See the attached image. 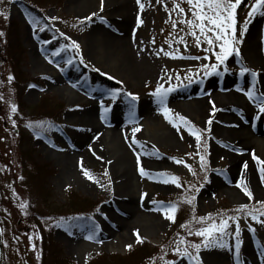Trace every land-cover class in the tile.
<instances>
[{
    "label": "rangeland",
    "instance_id": "374dc122",
    "mask_svg": "<svg viewBox=\"0 0 264 264\" xmlns=\"http://www.w3.org/2000/svg\"><path fill=\"white\" fill-rule=\"evenodd\" d=\"M179 2L187 10V5L182 0ZM122 3V0H104L101 11V0H61L57 4H34L35 11H32L17 0H0V12L8 13L7 20L0 16V31L5 33L0 37V48L8 44L9 22L14 21L18 25L21 47L18 54L20 70L15 69L19 72V78L21 74L27 80L35 79L34 83L24 87L22 91L16 89L13 85L14 79L10 84L7 81L9 75H15L11 61L7 58L0 59V94L4 96V100H0V137L3 138L0 139V228L5 230L1 239L8 242L7 247L1 244V264H43L44 239L47 238L57 243L62 256L74 264L98 262L100 257L125 256L139 245L137 233L155 248L163 247L173 236L169 241V251L175 247L179 238L175 233L178 228L176 222L165 218L159 202L167 206L174 199L183 202L185 196L194 194L196 199L193 205L183 203L184 214L187 216V212L195 207L196 216L211 213L217 217V213H227L242 203L255 204L257 200H264V183L254 187L246 181L253 192L252 200L237 187L239 180L235 182L237 175L234 178L233 172H237L239 167L236 169L233 162L239 153L226 143V134L214 130L217 115L223 110L222 105L227 102L222 97L226 89H216L218 83L231 81L234 87L248 88L246 91L254 83L257 95L260 94L256 82L264 78V15L248 18L247 13L254 0H246L238 9L237 40L240 42L236 47L239 55L233 53L226 64L221 66V74L211 76H203L200 65L214 63V56L208 61H191L172 59L163 52L159 56L155 54L163 47L164 51L179 50L185 56L204 55L202 47L206 45L195 47L193 38L186 35V25L178 24L173 29L170 22H165L169 20V14L173 20L180 19L171 11L173 0H163L162 4H156L155 0H141L145 5L144 14L140 17L143 23L137 26L136 20L134 35L143 48L147 75L138 76L130 68L134 63L126 58L118 42V31L123 26L116 17H121L122 12L119 10L114 15L112 7L117 5L120 8ZM92 13L96 15L92 16ZM89 16H92L91 21L80 23ZM50 17L57 19L51 20ZM245 19H249V23L247 31L241 36L240 29L243 28ZM132 22H129L128 28L133 26ZM256 23L261 31L256 40L260 64L254 62L246 51L248 36ZM41 27L44 31L39 30ZM180 36L187 39L188 49L176 43L170 48L165 43V40H176ZM153 39L155 43H152ZM72 41L79 44V50L69 47L59 55H53V52L64 45H70ZM69 59L72 60L71 64L66 63ZM224 67L228 71H223ZM241 67H248L259 73L255 81L251 72L241 75ZM197 72L200 75L196 76L191 85L176 87L175 91L168 94L165 106L170 112L166 118L157 98L152 95L157 85L162 84L167 88L187 84L185 77ZM176 75L180 76L179 80L175 78ZM168 77L172 79L169 80ZM111 89H120V95L115 102L107 95ZM245 92L238 96V100L231 99L230 102H254L258 106ZM127 93L137 95L138 99L132 101ZM42 97L67 107L55 124L29 117L33 115L31 108L37 106ZM19 98L21 110L18 107ZM101 99L111 109L104 119L101 118ZM12 103L17 105L15 114L10 110ZM91 111L95 115L90 118L102 129L100 134L109 131L110 126L106 121L113 114L128 128H141V131L129 138L131 148L137 150L132 160L135 166L139 157L141 166L152 173V178L141 176L139 168L134 167L133 170L131 160L129 182H125L121 172H118L123 168L120 161L111 157L114 154L119 156L118 146L114 142L110 148L105 139H100L90 150L78 148L77 139L85 134L92 123L88 120L89 116H86ZM178 115L184 116L202 131V145L204 141L208 145L207 149L203 146L200 149L201 154H207L206 172L201 169L198 156L188 155L196 152L195 137L178 120ZM9 117L16 121L15 127ZM209 119L213 123L210 131H205L209 128ZM166 135H170L172 139L162 137ZM26 138L31 141L29 147L35 149L32 154L35 161L48 164L51 170L45 186V193L48 194L46 203L41 199V191L28 184V178L21 169L20 144ZM118 143L121 147V143ZM27 145L24 143L22 146ZM252 151L256 157L264 160V141L259 150L252 146ZM172 157L184 160L196 175L184 165L176 164L170 159ZM81 165L91 173L93 180L83 174ZM159 172L178 176L183 187L162 183V178L156 176ZM205 176L207 180L204 179ZM192 185L199 190L195 193L189 191ZM13 189L15 196L12 195ZM69 192L98 204L99 211L94 215L93 221L84 224L72 223L75 217L64 212ZM123 199L129 200L128 203L134 206L132 215H127L123 208V211L116 209V205H122ZM21 201H27L29 207L39 214L31 223L24 219L25 214L18 207ZM218 219L217 217V222ZM121 221H125L126 225L109 236L105 234L104 230L113 228L114 223ZM249 225L255 228L254 232L248 230ZM240 227V261L241 264H246L247 242H251L258 254L261 255L264 251V226L252 221L250 217L241 216ZM234 228L235 225L232 224L230 231H234ZM93 233L94 239H86ZM28 236L33 237L31 242ZM187 239L195 243L201 240L195 236ZM225 242L228 248H213L201 252L204 264H236L234 237H225ZM32 243H35L36 251L32 250ZM127 245H132V248L129 250ZM261 257L264 260V256ZM165 258L177 259L173 251L169 254L167 252ZM183 264H189L187 259Z\"/></svg>",
    "mask_w": 264,
    "mask_h": 264
},
{
    "label": "snow or ice",
    "instance_id": "6c2138e0",
    "mask_svg": "<svg viewBox=\"0 0 264 264\" xmlns=\"http://www.w3.org/2000/svg\"><path fill=\"white\" fill-rule=\"evenodd\" d=\"M156 4H162L163 0H155ZM184 4L187 5V10L185 7L182 6V3L179 2V0H173V7L171 9L172 12H175L180 19L179 20H173L171 19V14H169V20H166V23H171V26L173 29L177 28L178 24L186 25L188 31L186 33L187 36H190L194 40V46L197 48H201L203 45H206V47H202V51L204 53L203 56L200 55H192V56H185L181 53H179V50L175 51H164L163 47H161L160 51L155 53L157 56L160 55V52H163L165 56L171 57L172 59H181V60H191V61H197V60H203L208 61L213 56L215 58L214 63H202L200 65V68L202 69L203 76H211V75H220L221 74V66L226 64V61L228 58L235 53L236 55H239V49L236 47V45L240 42L237 40V27H238V9L245 4V0H182ZM103 3L104 0H101V11H103ZM137 5L139 6L140 10L143 11L145 8V5L141 3V0H136ZM166 7V6H165ZM167 10V8H166ZM96 13H92V16H95ZM256 15H264V0H254V3H251L250 9L247 13L248 18H252ZM0 16H3L4 19H8V13L7 12H0ZM92 16L86 17L84 21H80L81 24H83L85 21H91ZM51 20H56L57 17H50ZM143 21L140 18V16H137V26L142 24ZM249 23V19H245L243 21V28L240 29V35L243 36L244 32L247 31V26ZM40 31H44V28L41 27L39 29ZM183 31V29H181ZM5 33L3 31H0V37H3ZM61 35H64L61 33ZM171 35V33H170ZM44 43H50V41H44ZM152 43H155V40L153 39ZM165 43L168 44V46L171 48L173 43L176 44H182L185 49L189 48V44L185 36H180L179 39L176 40H165ZM74 48L76 50H79V44H77L75 41H72L70 45H64L57 51L53 52V55H59L60 52L65 51L67 48ZM218 49V50H217ZM68 64L72 63V60H67ZM96 71H99V69H96ZM223 71H228L227 67L223 68ZM251 72V75L255 81L256 77L259 75V73L252 71L248 67H241L240 68V74L244 75L246 73ZM200 75L199 72L195 73L192 76H186L185 79L187 80V84L177 85V86H170V87H164L162 84H158L155 91L152 93L153 96H155L158 100L159 105L161 106V110L163 111L166 118L169 116L170 109H168L165 106V101L169 93L176 90V87L183 86L187 87L191 85L194 81L196 76ZM175 78L177 80L180 79L179 75H176ZM14 77L12 75H9L7 77V81L10 84ZM169 80L172 79V77H168ZM107 95L110 97V99L115 102L120 95V89H111L108 91ZM245 95L250 100H255L259 106V111L261 113H264V93H260L257 95L255 91V84L253 83V86L251 89L247 90L245 92ZM127 96L131 98L132 101H136L138 99V96L133 93H127ZM0 100H4V96L0 94ZM101 105V118H105V114L111 111L110 108L105 106L104 100L101 99L100 101ZM11 113L15 114L17 113V105L15 103H12L11 105ZM11 124L13 127L16 126V121L14 119H11L9 117ZM178 120L188 129L189 133L195 137V143H196V152L189 153V156L196 155L199 157L200 161V167L205 172L207 171V159H206V153L201 154L200 149L201 146L203 148L207 149L208 145L207 142L204 141L202 145V131L198 128H196L194 125L191 124L189 120H187L184 116L178 115ZM134 123V121H133ZM213 123L212 119L207 120V125L209 126L208 129H205V131H210V126ZM31 126V125H29ZM176 127H179V125H175ZM141 131L140 127H133L132 133L133 136L135 133ZM0 139H3L0 137ZM135 143V141H134ZM151 155V153H148ZM172 159L176 164L184 165L186 168H188L189 171L192 172V174L195 176L196 172L192 170L190 165H187L184 160L177 159L175 157L170 158ZM253 159L257 161V164L260 165L259 172L262 177H264V160H260L259 157H256L253 153ZM137 163L139 165V157L137 158ZM83 174L89 179L93 180V176L91 173L83 169ZM244 168H247V163L244 164ZM139 172L141 176H147L149 178H152V173L147 172L142 166L139 167ZM107 172H105V176H107ZM156 176L161 177V182L164 184H171L176 186L177 188L183 187V184L180 180V178L174 174L168 173V172H159L156 173ZM20 179H23L22 177ZM205 180H207V176L204 177ZM99 183V181H96ZM109 184H111V180L109 179ZM203 187V185H200ZM11 187V186H9ZM101 187H104V185H101ZM237 187L240 188L243 192V194L249 199H253V192L248 187L247 182L243 178V175L241 176V179L239 180ZM192 193L197 192L199 189L192 185L190 189H188ZM12 195L15 196L16 192L15 189L12 190ZM146 195V194H144ZM196 197L195 195H188L184 197L183 203H186L187 205H193ZM153 203H157L156 201H153ZM161 204V209L164 211L165 218L173 223L176 221V214L178 212V202H169L167 206H164L163 202H159ZM20 210L27 215V209L29 207L27 201H21L18 205ZM99 211V209H97ZM192 218L187 223H181L179 225L180 228L185 229V235H178V240L176 241L175 247L172 249L174 256L177 259H166L165 256L167 253L165 252L164 255H161L158 259L160 261V264H177V261H179V264H183V261L187 259L189 264H204L203 258L201 257L202 251H210L213 248H219V249H225L228 248V244L225 242V237L232 236L234 237L235 244H234V253H235V259L236 264H241L240 261V254H241V227H240V220L241 216L248 218L250 217L252 221H255L257 224L264 226V200H257L255 204H249V203H242L238 207L232 209V215H228L227 213H217V217H214L211 213L203 216H196L195 215V207H192ZM232 224L235 225L234 231H230ZM193 225H196L194 227ZM248 230L251 232L255 231V228L248 226ZM4 229L0 228V237H3L4 235ZM199 237L201 238L199 243H195L187 237ZM95 238V234H91L86 239L92 240ZM15 239L18 241L19 238L15 237ZM28 240L31 242L33 240L32 236H28ZM137 243H143V240L139 237V234L137 233ZM0 244H3L5 247L8 246V242L5 240L0 239ZM128 249L130 250L132 248V245H127ZM31 248L33 251H36V245L35 243L31 244ZM261 256H264V251L261 252ZM37 259H39V254H37ZM157 258H152L151 264H156Z\"/></svg>",
    "mask_w": 264,
    "mask_h": 264
},
{
    "label": "bare ground",
    "instance_id": "6f19581e",
    "mask_svg": "<svg viewBox=\"0 0 264 264\" xmlns=\"http://www.w3.org/2000/svg\"><path fill=\"white\" fill-rule=\"evenodd\" d=\"M120 8L117 5L112 7V14L117 13L119 10L122 12V16H117V20L121 21L122 28L118 31L119 33V44L122 52L131 62L134 63V66L130 65L132 71L136 72V74L140 77L147 75V70L145 67V63L143 62V48L140 43L136 40L135 37V28L134 24L136 23L137 16L141 17L144 14V10L141 11L136 1L133 0H122ZM133 21V22H132ZM129 22H132V27L128 28ZM260 26L256 23L252 26L251 32L248 36L246 51L250 54V58L260 64V58L257 54L256 48V40L260 36ZM224 84V85H223ZM231 81H226L225 83L219 84L216 86V89L221 88L226 89V92L222 96L227 99V102L223 104V110L217 115L214 130L221 134H226L228 139L226 143L230 146H233L235 150L239 153L235 157V161L233 162V166L236 164L237 172H233V177L235 182L243 178L245 181L250 182L254 187H259L263 185V177L259 172L260 165L257 164V161L253 159V151L252 146L256 147L259 150V147L263 145L264 141V113L259 111V106L255 105L256 103H232L231 99L239 98L240 94L244 93L248 88H237L232 85ZM256 87L259 88L260 93H264V78L258 80L256 82ZM238 100V99H237ZM201 102V101H200ZM258 107V108H257ZM90 112V111H89ZM87 113L86 116H89L88 120L90 123V127L87 128L85 134L80 136L77 139L78 148H82L83 150H90L91 147L95 146L100 139H105L107 141V145L113 146V142L116 146H118L119 156L116 154L111 155V157L120 161V166L123 167L121 172V177H123L125 182H129L128 172L131 170V160L132 156L137 152L131 148L129 144V138L132 136V129L122 124V120L116 117V114H113L106 121V124L110 126L109 131L106 133H101V128L94 122V119H91V115H95V112ZM144 113V112H143ZM163 135V134H162ZM166 138H171L170 135L162 136ZM121 143V147L119 143ZM112 143V144H111ZM125 146V148L123 147ZM256 156V155H255ZM119 157V158H118ZM263 159V157H262ZM133 161V160H132ZM240 163L239 165L237 163ZM133 170L139 168L141 163H138L134 166ZM247 163V168H244V164ZM232 168V167H231ZM232 170V169H231ZM236 186V185H235ZM129 200H122L121 206L116 205V209H120L126 212L127 215H132L135 211L133 205H130ZM123 208V209H122ZM125 221H121L113 224V228L106 229L105 234L109 236L112 232H115L118 228H122L125 226ZM245 262L246 264H264V260L261 255L257 253V250L251 242H247L245 248Z\"/></svg>",
    "mask_w": 264,
    "mask_h": 264
},
{
    "label": "trees",
    "instance_id": "16d2710c",
    "mask_svg": "<svg viewBox=\"0 0 264 264\" xmlns=\"http://www.w3.org/2000/svg\"><path fill=\"white\" fill-rule=\"evenodd\" d=\"M20 3L26 8L34 10L35 5L41 4H57L61 0H19ZM35 11V10H34ZM8 44L3 48H0V59L7 58L12 63V71H15L14 82L13 85L16 89L22 91L27 85L34 83L35 79L27 80L25 77L22 78L20 74V78L18 77L19 72L16 71L15 68L19 69V57L18 54L21 51V47L19 44V31L18 25L14 21L9 22L8 27ZM20 99L18 100V107L21 110L22 107L20 103ZM28 108V107H27ZM67 109L66 106L62 103H52L50 99L47 97H42L37 106H33L31 110L33 111V115L29 117L39 118L47 120L48 122H56V120L60 119L61 114ZM26 119V117H23ZM22 118V119H23ZM55 124V123H54ZM20 146V154H21V169L22 172L28 178V184L32 186V188L40 190L39 193L43 202H47L48 194L45 193L46 183L48 182V178L50 177V167L48 164L37 163L35 161L34 156V148L30 146V139L26 138L22 140ZM24 143L28 144L27 146H22ZM172 202H178V212L176 214V225L178 230L175 233H181L180 235H185L186 230L179 227L181 223H187L192 218V211L187 212V216L184 214L183 202L181 200L174 199ZM98 204L92 203L88 199H84L79 195L69 192L67 195V203L64 211L67 215L75 217L74 221L76 222H84L86 220H91L93 215L97 212ZM186 211V209H185ZM28 214L25 215L24 219L31 223V220L39 215L37 212L33 211L30 207L27 209ZM228 215H232V211H227ZM196 227V225H193ZM173 238V236H172ZM170 237L169 241L172 239ZM143 243H139L137 248L132 249L125 256H110L108 258L100 257L98 262L90 261L88 264H151L152 258H157L156 264L159 262L158 258L165 254V252L169 254L172 250H169V241L163 245V247L155 248L152 246L147 240L142 239ZM57 243L53 242L50 238L44 239L43 246V264H74L67 258H64L61 254V249L57 247ZM172 248V247H171ZM162 253V254H161ZM160 255V256H159Z\"/></svg>",
    "mask_w": 264,
    "mask_h": 264
},
{
    "label": "water",
    "instance_id": "95a60500",
    "mask_svg": "<svg viewBox=\"0 0 264 264\" xmlns=\"http://www.w3.org/2000/svg\"><path fill=\"white\" fill-rule=\"evenodd\" d=\"M1 262H2V252H1V244H0V264H1Z\"/></svg>",
    "mask_w": 264,
    "mask_h": 264
}]
</instances>
